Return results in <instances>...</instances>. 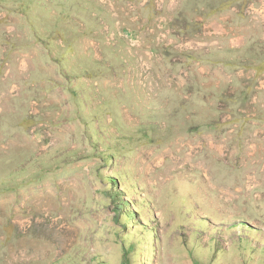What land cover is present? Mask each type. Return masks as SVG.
Listing matches in <instances>:
<instances>
[{
	"label": "rangeland",
	"instance_id": "rangeland-1",
	"mask_svg": "<svg viewBox=\"0 0 264 264\" xmlns=\"http://www.w3.org/2000/svg\"><path fill=\"white\" fill-rule=\"evenodd\" d=\"M125 262L264 264V0H0V264Z\"/></svg>",
	"mask_w": 264,
	"mask_h": 264
},
{
	"label": "trees",
	"instance_id": "trees-1",
	"mask_svg": "<svg viewBox=\"0 0 264 264\" xmlns=\"http://www.w3.org/2000/svg\"><path fill=\"white\" fill-rule=\"evenodd\" d=\"M112 197L115 199V201H116L115 203L118 207L122 206V202H125L124 200L121 199V197L118 195L117 192L115 194H112ZM116 199H120V201L118 202ZM126 214H127V217H129V215L133 214V212H132V210H129V208H128ZM129 247L131 248V251H133L134 244L129 243ZM195 263L197 264V262H195ZM124 264H130V262H125Z\"/></svg>",
	"mask_w": 264,
	"mask_h": 264
}]
</instances>
